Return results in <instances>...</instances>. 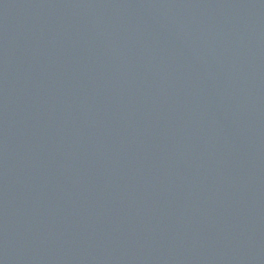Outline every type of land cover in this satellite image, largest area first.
Listing matches in <instances>:
<instances>
[{
    "label": "water",
    "instance_id": "1",
    "mask_svg": "<svg viewBox=\"0 0 264 264\" xmlns=\"http://www.w3.org/2000/svg\"><path fill=\"white\" fill-rule=\"evenodd\" d=\"M0 264H264V0H0Z\"/></svg>",
    "mask_w": 264,
    "mask_h": 264
}]
</instances>
